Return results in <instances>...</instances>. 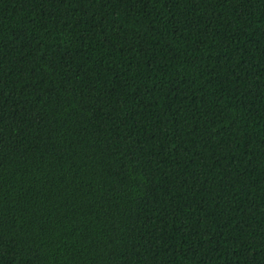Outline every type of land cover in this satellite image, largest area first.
<instances>
[{"label": "trees", "instance_id": "16d2710c", "mask_svg": "<svg viewBox=\"0 0 264 264\" xmlns=\"http://www.w3.org/2000/svg\"><path fill=\"white\" fill-rule=\"evenodd\" d=\"M0 264H264V0H0Z\"/></svg>", "mask_w": 264, "mask_h": 264}]
</instances>
